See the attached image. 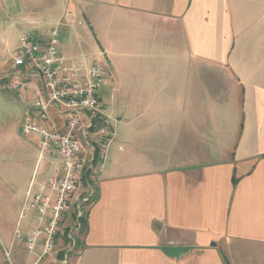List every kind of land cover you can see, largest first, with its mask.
Listing matches in <instances>:
<instances>
[{"label":"crops","instance_id":"1","mask_svg":"<svg viewBox=\"0 0 264 264\" xmlns=\"http://www.w3.org/2000/svg\"><path fill=\"white\" fill-rule=\"evenodd\" d=\"M55 25L71 63L105 66L116 137L67 262L12 243L32 177L8 183L0 264H264V0H0V89L23 114L35 92L6 88L11 52Z\"/></svg>","mask_w":264,"mask_h":264},{"label":"built area","instance_id":"2","mask_svg":"<svg viewBox=\"0 0 264 264\" xmlns=\"http://www.w3.org/2000/svg\"><path fill=\"white\" fill-rule=\"evenodd\" d=\"M61 36L59 25L47 35L22 30L19 44L11 52L6 87L20 93L34 89V114H23L21 129L24 135L39 138L38 165L47 160L52 165L46 177L40 178L39 171L33 176L12 243L24 242L30 251L42 243V255L58 257L61 252L67 262L77 247V234L84 228L87 206L96 197L93 176L104 171L109 160L117 116L103 100L109 84L105 66L100 62L88 66L71 63L61 51ZM114 98L110 93L112 104ZM89 129H93V138ZM70 214L71 223L66 225ZM30 215L34 225L25 227L23 221ZM60 237L63 242L58 249ZM5 254L11 259V248H5Z\"/></svg>","mask_w":264,"mask_h":264},{"label":"rangeland","instance_id":"3","mask_svg":"<svg viewBox=\"0 0 264 264\" xmlns=\"http://www.w3.org/2000/svg\"><path fill=\"white\" fill-rule=\"evenodd\" d=\"M106 91L105 88L104 92ZM9 95L8 90L0 89V212H2L3 209L5 218L7 220L10 219L8 223V228L10 229V226L13 225L12 220L15 211L17 208L18 210L20 209V203L19 205H15L13 202L18 203V201H13L11 203L8 199L4 198L9 191L8 183L12 187L16 188L17 186L23 190V187L26 186L31 177L33 178L36 171L42 173L45 168V162L38 165V161L36 160L34 168L33 161L24 158L20 159L17 150L19 146L27 142L24 140V136L19 133L23 109L17 102L18 99L17 101H13L9 98ZM25 137L32 138L28 143L32 145L33 148H36L38 159L39 138L36 136L37 139L33 140V136L25 135Z\"/></svg>","mask_w":264,"mask_h":264}]
</instances>
